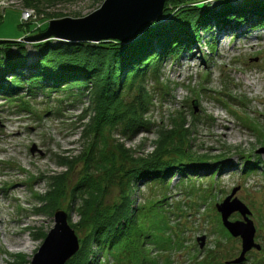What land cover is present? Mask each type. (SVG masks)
<instances>
[{
    "label": "rangeland",
    "instance_id": "obj_1",
    "mask_svg": "<svg viewBox=\"0 0 264 264\" xmlns=\"http://www.w3.org/2000/svg\"><path fill=\"white\" fill-rule=\"evenodd\" d=\"M241 1L230 0L233 5ZM103 2L0 0V40L23 43L31 62L36 57V45L65 40L55 36L26 38L46 32L51 21L84 18ZM194 2L218 9L222 4L221 0ZM162 14L163 9L142 28L161 19ZM231 28L218 29L212 23L209 29L198 30L196 41L188 43L176 58L162 60L159 82L147 80L150 102L148 111L138 113L142 115L138 117L141 127L129 132L133 128L126 122L114 121L112 128H103L104 143L97 140L94 154L98 157L107 150L108 156L112 154L108 157L112 168L104 165L88 171L80 160L89 152L84 126L98 108L91 85L71 91L67 85L56 91L47 86L30 90L24 85L17 93L21 99L0 94V264H30L54 229L56 212H63L67 225L74 230L88 195L99 184L106 182L103 207L118 205L124 196L141 204L149 196L144 183L121 187L132 178L127 173L137 160L148 157L156 146L162 147L161 151L166 149L169 134L170 144L177 141L176 136H183L180 145L172 144L173 150L184 149L190 158L203 163L190 165L192 180L185 187L178 188V176L171 180V198L165 206L179 204L183 209L170 208L173 214L165 220L166 225L158 226V235L176 240L179 248L164 251L151 247L150 259L159 264H165L166 258L170 264H200L209 250L218 255L214 264L238 258L241 239L227 233L215 207L236 189L231 200L237 199L248 210L246 218L255 230L254 244L261 247L248 251L242 264H264V145L259 141L264 135V27ZM107 41L111 40L101 42ZM136 94L133 91L125 97ZM251 167L253 170L243 174ZM91 176L89 189L84 181ZM104 177V183L97 181ZM133 184L138 187L136 193ZM127 187L130 189L125 193ZM184 188L192 195L188 196ZM179 212L182 216L178 219ZM228 220L244 222L238 212L230 214ZM74 233L79 251L83 235ZM23 241L28 243L26 247ZM77 252L65 264H76L78 258L73 257Z\"/></svg>",
    "mask_w": 264,
    "mask_h": 264
},
{
    "label": "trees",
    "instance_id": "obj_2",
    "mask_svg": "<svg viewBox=\"0 0 264 264\" xmlns=\"http://www.w3.org/2000/svg\"><path fill=\"white\" fill-rule=\"evenodd\" d=\"M199 3L194 0H166L161 17L166 22L158 19L148 24L142 28V37L130 45L115 41L75 45L45 42L34 47L36 57L29 62L31 58L23 43L4 41L0 44V94L9 99H21L17 93L24 85L30 90L47 86L55 91L62 85H67L70 91L73 87L91 85L98 108H95V116L84 126L83 138L89 152L80 160L88 171L104 165L112 168L113 163L108 158L112 154L108 156L107 150L95 157L97 140L104 143V127L112 128L114 121L126 122L133 128L128 129L129 132L141 127L139 118L142 115L138 113L148 111L150 102L145 90L147 80L159 82L163 59L176 58L187 49L188 43L196 41L198 30H207L212 23L218 29L228 26L233 29L238 26L264 27V0H242L237 5L230 0H221L220 9L207 8V5ZM8 75L11 76L7 81ZM133 91L137 94L130 99L125 97ZM251 129L255 131L256 126L253 124ZM170 136H167L166 149L161 151L162 147L156 146L148 157L137 160L135 167L130 166L127 174L132 176L131 179H126L122 187L119 181L121 188L140 181L147 186L149 196L141 204L124 196L118 205L103 207L106 182L102 180L105 177L97 180L104 186L99 184L100 187L88 195L89 201L81 213L79 224L72 226L80 233L87 227L86 234L82 233L80 249L73 257L78 258L76 264H110V261L114 264H159L158 260L150 259L149 248L164 251L171 247L179 248L176 240L167 236L163 239L164 236L158 235V226L166 225L165 220L173 214L170 208L175 207L165 206L171 198V180L178 176V188L185 187L192 180L190 165L203 162L190 158L184 149L173 150L172 144L180 145L183 136H176L177 141H172V144L169 143ZM259 141L264 145V135H260ZM248 170L253 169L246 168L243 174ZM92 183V176L84 181L89 189ZM134 184L132 191L136 193L138 187L135 188ZM185 192L192 195L188 189ZM177 206L180 211L183 209L179 204ZM180 216L181 212L177 218ZM217 256L209 250L200 264H214ZM166 260L165 264H170L169 258Z\"/></svg>",
    "mask_w": 264,
    "mask_h": 264
},
{
    "label": "water",
    "instance_id": "obj_3",
    "mask_svg": "<svg viewBox=\"0 0 264 264\" xmlns=\"http://www.w3.org/2000/svg\"><path fill=\"white\" fill-rule=\"evenodd\" d=\"M164 3L165 0H104L100 8L90 15L79 19L64 18L51 21L46 32L26 40L55 36L89 43L105 40L127 41L136 36L145 24L161 15ZM4 41L0 40V44ZM31 151H34V147ZM235 192L236 189L232 191L231 196ZM231 196L215 207L220 214L222 226L232 237L241 239L239 257L225 264H242L248 251L252 248L259 251L261 247L254 244L255 230L252 222L246 218L248 210L237 199L231 200ZM233 212L240 213L244 222H230L228 217ZM54 221V229L49 232L30 264H65L78 251V240L74 230L66 223V215L60 211L56 212ZM198 240L201 241L202 247L204 237Z\"/></svg>",
    "mask_w": 264,
    "mask_h": 264
},
{
    "label": "bare ground",
    "instance_id": "obj_4",
    "mask_svg": "<svg viewBox=\"0 0 264 264\" xmlns=\"http://www.w3.org/2000/svg\"><path fill=\"white\" fill-rule=\"evenodd\" d=\"M144 30L141 28V30L138 32V34L136 36H134L132 39L130 40H127V41H123V42H120V41H115V40H111V41H115L117 43H120V44H123V45H130L134 42H136L137 40H139L141 37H142V34L144 33L143 32ZM63 40V39H61ZM65 40V43H68V44H72L73 42L75 41H71V40H68V39H64ZM78 43H82V42H78ZM89 43V42H88ZM92 44V43H90ZM25 241H23V246L26 247L28 243H24Z\"/></svg>",
    "mask_w": 264,
    "mask_h": 264
}]
</instances>
